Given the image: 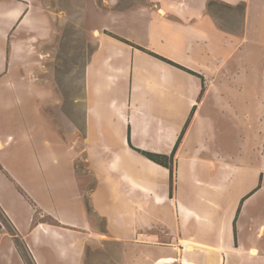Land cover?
Listing matches in <instances>:
<instances>
[{"label":"crops","instance_id":"0c3cea01","mask_svg":"<svg viewBox=\"0 0 264 264\" xmlns=\"http://www.w3.org/2000/svg\"><path fill=\"white\" fill-rule=\"evenodd\" d=\"M99 1L103 6L93 8L83 0L96 48L85 68L82 114L74 119L66 106L63 132L67 152L75 161L84 157L95 176L92 203L106 217L108 232L85 209L82 219L69 218L40 202L44 214L71 226L75 239L84 236L81 229L94 240L112 237V252L122 249L115 242L143 245L152 264H264V250L254 241L262 230L245 239L238 230L236 213L247 186L228 184L227 133L218 127L221 114H228V45L254 39L264 50V0ZM41 6L42 0H0L1 97L8 78L19 75L13 30L26 28L31 17L35 27ZM109 32L198 72L204 90L200 76ZM131 144L174 154L172 192L169 168ZM42 227L51 231L49 242L37 232ZM34 229L33 255L48 264L43 249L57 253L52 241L58 233L43 222L29 233Z\"/></svg>","mask_w":264,"mask_h":264},{"label":"rangeland","instance_id":"374dc122","mask_svg":"<svg viewBox=\"0 0 264 264\" xmlns=\"http://www.w3.org/2000/svg\"><path fill=\"white\" fill-rule=\"evenodd\" d=\"M91 1L93 8L103 6ZM86 11L83 0H42L35 27L31 17L26 28L12 31L19 75L8 78L9 90L0 96V105L8 107L0 108V264H38L32 252L36 229L29 232L39 222L58 233L52 241L57 253L43 249L48 264H152L143 245L115 242L122 249L112 252L111 236L94 240L81 229L84 236L73 238L72 227L44 214L40 204L69 218L82 219L85 209L108 232L106 217L92 203L95 176L84 157L75 161L67 152L63 132L66 106L74 119L82 114L85 68L96 48ZM263 51L254 39L228 45V114H221L218 127L227 133L228 184L247 186L244 197L260 186L242 202L237 226L242 239L261 229L254 241L264 250ZM37 232L51 239L49 229ZM152 252L155 260L158 251Z\"/></svg>","mask_w":264,"mask_h":264},{"label":"trees","instance_id":"16d2710c","mask_svg":"<svg viewBox=\"0 0 264 264\" xmlns=\"http://www.w3.org/2000/svg\"><path fill=\"white\" fill-rule=\"evenodd\" d=\"M109 34L112 35L113 37H115V38H117V39H119V40H121L123 42H126L128 44H131L132 46L137 47V48H139V49H141V50H143V51H145V52H147V53H149V54H151V55H153V56H155V57H157V58H159V59H161L163 61H166V62H168V63H170L172 65H175V66H177L179 68L187 70L188 72H191L193 74H196V75L200 76L203 79V89L202 90H204V88H205V86H204V78L198 72H195V71H193V70H191L189 68H186L185 66H182L181 64L175 62L174 60H171V59H169V58H167V57H165V56H163V55H161L159 53H156V52H154V51H152L150 49H147V48H145V47H143L141 45H137L134 42H132V41H130V40L118 35V34H115V33H112V32H109ZM190 120H191V118H189V120H188V122L186 124V127L189 124ZM184 133H185V129L181 133L180 138L178 140V143H179V141H181ZM131 146L134 149L138 150L139 152L143 153L146 157H148L152 161L169 168V170H170V187H171V192H172L173 191V187H174V173H175V167H176L175 166V156H174V154L165 155V154H160V153H154V152L138 149L135 146H133L132 144H131ZM259 188H260V186L256 187L255 190H253L247 196L243 197L242 202L245 201L247 198H249L251 195H253L256 191H258ZM240 209H241V205L238 208V211L236 213V217L239 215ZM36 212L38 213V210H36ZM234 231H235V237L237 239L236 220L234 222Z\"/></svg>","mask_w":264,"mask_h":264},{"label":"bare ground","instance_id":"6f19581e","mask_svg":"<svg viewBox=\"0 0 264 264\" xmlns=\"http://www.w3.org/2000/svg\"><path fill=\"white\" fill-rule=\"evenodd\" d=\"M257 252H258V251H256V249H255V250H253V251L251 252V254H257Z\"/></svg>","mask_w":264,"mask_h":264}]
</instances>
